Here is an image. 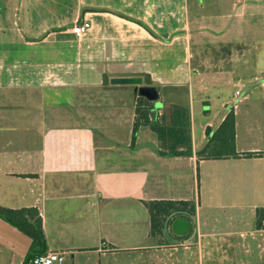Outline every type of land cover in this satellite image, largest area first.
I'll use <instances>...</instances> for the list:
<instances>
[{
    "label": "crops",
    "instance_id": "0c3cea01",
    "mask_svg": "<svg viewBox=\"0 0 264 264\" xmlns=\"http://www.w3.org/2000/svg\"><path fill=\"white\" fill-rule=\"evenodd\" d=\"M192 1L0 0V206L38 210L45 245L33 253L63 250L66 264H119V251L139 253L141 264L260 258L252 237L264 208V0H233L234 28L247 35L238 38L224 37V12L208 24L191 15ZM84 20L76 37L70 27ZM204 29L211 38L193 40ZM143 72L158 92L154 117L171 103L188 107L190 155L160 154L148 125L132 137L139 95L109 79ZM251 101L252 117L247 107L240 114ZM229 111L239 156L198 158L206 128ZM151 201L160 233H151ZM15 232L0 216V264L25 263L30 238Z\"/></svg>",
    "mask_w": 264,
    "mask_h": 264
},
{
    "label": "trees",
    "instance_id": "16d2710c",
    "mask_svg": "<svg viewBox=\"0 0 264 264\" xmlns=\"http://www.w3.org/2000/svg\"><path fill=\"white\" fill-rule=\"evenodd\" d=\"M135 107V118L132 127V137H135L137 128L140 125H148L154 132L160 154L190 155L191 134L190 115L187 106L178 103H171L165 112L157 117L153 116L151 101L143 96ZM235 118L233 111H229L224 119L214 128H206L208 138L196 152L201 159L237 157L235 150L234 133ZM261 154V152H245L242 155L250 157ZM158 201L147 203L150 212L151 233H160L161 221L158 218ZM173 204V202H169ZM173 207V206H172ZM264 208L256 210V228L260 227V220L264 216ZM0 216L8 223L30 238L29 253L25 263L33 254L35 247H43L45 239L41 229V218L36 208L10 209L0 206ZM24 263V264H25Z\"/></svg>",
    "mask_w": 264,
    "mask_h": 264
},
{
    "label": "rangeland",
    "instance_id": "374dc122",
    "mask_svg": "<svg viewBox=\"0 0 264 264\" xmlns=\"http://www.w3.org/2000/svg\"><path fill=\"white\" fill-rule=\"evenodd\" d=\"M218 1L221 0H209V2H205V0H195L192 1V3H189V9L191 12V15L196 16H202L203 20L208 23L212 22V19L209 21V19L211 18V16H213L215 18L214 15H216L217 13L220 14L221 12L225 14L224 17H221V21H218V25L222 26V24L225 22L226 25H228L229 28H227V30L224 31V37H229V38H238V37H242L243 35H239V31L236 30L234 27L236 26L234 23H237V19H238V12H239V2H234L233 0H222L220 7H218ZM195 4V5H194ZM220 13H219V12ZM221 15V14H220ZM224 19V21H223ZM215 22V24H217L215 21V19H213ZM232 23V24H231ZM231 24V25H230ZM235 25V26H234ZM252 35L248 36L251 37ZM223 37V36H220ZM243 37H247V35H244ZM209 39L211 38V36L209 35V30L208 29H204L200 34L193 36V40L194 39ZM218 89V87H217ZM234 89L233 86H229L225 87V89L221 90L224 95L230 93L232 90ZM255 102L251 101L248 102L246 104H240L239 106V111L240 114L241 112L244 110L245 107H247L249 109V112L251 113L250 116L252 117V113L255 107ZM258 108V112L260 114L263 113V110L260 108L261 105L260 103L258 105H256ZM264 215V214H263ZM252 223V221H251ZM17 231V230H14ZM15 233H19L18 235H20V237H23L25 240L28 241V237L25 236L24 234L20 233V232H15ZM256 243V246L259 248L260 251V258L259 259H252L250 262L246 263V264H264V232H260L259 234H257L256 236L252 237ZM136 242V241H135ZM142 242H148V241H142ZM6 251V248H5ZM5 251H4V247L3 245L0 243V261H5L6 255H5ZM15 257H18L16 252L14 253ZM117 257L119 258V264H126L127 261H130L131 259H134V263L136 264L138 261H136L140 256L139 253L137 252H125V251H119L116 253ZM106 257H110V256H105ZM17 262V258H15ZM66 260L65 261H69L70 255L67 254L66 255ZM139 260V259H138ZM174 260L173 257H168L167 258V262L170 263ZM140 263V260L139 262ZM66 264V263H65ZM141 264V263H140ZM146 264V263H144Z\"/></svg>",
    "mask_w": 264,
    "mask_h": 264
},
{
    "label": "water",
    "instance_id": "95a60500",
    "mask_svg": "<svg viewBox=\"0 0 264 264\" xmlns=\"http://www.w3.org/2000/svg\"><path fill=\"white\" fill-rule=\"evenodd\" d=\"M107 73L103 74V82H107ZM109 81L113 84H133L134 90L137 92L138 95L145 97L146 99L153 101L158 98V92L156 87L151 83V79L148 73H141V74H116L113 75ZM172 213L165 217L162 226V233L168 239V220ZM172 228L174 229V223L172 224Z\"/></svg>",
    "mask_w": 264,
    "mask_h": 264
},
{
    "label": "built area",
    "instance_id": "2783aa9c",
    "mask_svg": "<svg viewBox=\"0 0 264 264\" xmlns=\"http://www.w3.org/2000/svg\"><path fill=\"white\" fill-rule=\"evenodd\" d=\"M89 21L75 22L71 25L70 29L76 37H81L89 28ZM236 94L239 90L235 91ZM259 231L264 232V217L260 220ZM66 252L63 250H47L38 252L29 257L26 264H65Z\"/></svg>",
    "mask_w": 264,
    "mask_h": 264
}]
</instances>
